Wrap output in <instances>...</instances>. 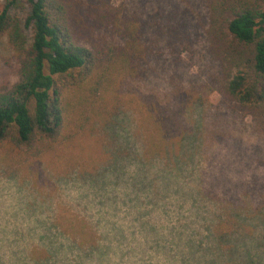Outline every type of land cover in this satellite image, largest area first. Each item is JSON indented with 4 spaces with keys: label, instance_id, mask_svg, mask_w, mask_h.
<instances>
[{
    "label": "trees",
    "instance_id": "16d2710c",
    "mask_svg": "<svg viewBox=\"0 0 264 264\" xmlns=\"http://www.w3.org/2000/svg\"><path fill=\"white\" fill-rule=\"evenodd\" d=\"M111 1L0 0V39H7L18 62L17 81L0 87V147L37 156L58 142L65 126V94L88 79L93 95L116 76L135 81L146 79L147 73L163 79L165 73L172 80L170 91L163 98L152 97L149 106L139 99L136 107H144L135 133L142 156L148 166L155 160L164 165L165 174L156 172L149 184L160 190L161 185L166 195L182 184L191 189L190 198L212 201L218 211L210 236L186 238L174 262L263 264L258 259L264 255V178H239L232 189L225 175L193 179L185 174L196 147L200 150L199 143L207 142L208 124L194 119L203 97L183 91L180 74L169 75L167 66H189L183 63L185 52L193 54L192 65L209 60L206 76L212 89L242 117L252 116L264 137V0H208L202 13L188 0H156L153 12L150 0H123L118 7ZM19 3L28 9L23 22L13 14ZM193 35L202 41L206 56L196 55ZM157 104L174 106L184 125ZM240 144L235 141L233 147ZM253 147L262 149L260 144ZM70 218L69 223L64 217L54 222L61 237H41L26 248L22 237H14L9 247L17 246L10 254L16 263L2 257L0 264H112L107 258L112 248L98 225L79 215ZM185 226L190 224L179 230ZM16 234L22 235L20 229Z\"/></svg>",
    "mask_w": 264,
    "mask_h": 264
},
{
    "label": "rangeland",
    "instance_id": "374dc122",
    "mask_svg": "<svg viewBox=\"0 0 264 264\" xmlns=\"http://www.w3.org/2000/svg\"><path fill=\"white\" fill-rule=\"evenodd\" d=\"M122 1L111 3L118 7ZM188 1L194 11L202 13L208 0ZM20 4L13 14L23 22L28 9ZM148 5L152 12L157 8L156 0H150ZM27 34L32 37L30 30ZM193 37L196 55L206 56L200 38ZM192 58V53L185 52L183 63L189 66L181 64L178 69L167 66L169 75L176 71L180 74L183 91L203 97V105L197 108L194 119L208 124L207 142L199 143L200 150L196 147L192 161L185 164V174L193 179L203 174L225 175L232 189L239 178L244 181L252 176L264 178L263 130L252 116L242 117L228 99L212 89L206 76L209 60L192 65ZM147 75L146 79L135 81L116 76L93 95L89 92L92 86L89 79L70 89L64 98L63 134L40 155L32 156L7 145L0 147L2 262L5 257L7 262L16 263L10 254L17 246L9 247L14 237H22L20 242L23 241L25 248L41 237H61L54 222L63 221L64 217L69 223L73 215L98 225L100 234L112 248L107 256L112 264H167L170 261L176 264L174 258L184 249L186 238L210 236V225L218 214L212 201L190 198L187 192L191 189L182 184L174 186L168 195L161 185L160 190L149 184L156 172L165 174L164 165L161 160H155L148 166L142 156L143 145L135 133L139 119L142 120L138 111L144 107H136L139 99L149 106L152 97L163 98L170 91L168 82L172 80L168 81L170 77L165 73L163 79ZM17 79L18 62L7 39L2 38L0 87ZM156 106L164 109V104ZM164 110L173 114L179 126L184 123L174 114V106ZM235 141L242 143L239 150L233 147ZM254 144H260L262 149H254ZM255 158L261 162L258 164ZM191 164H195L193 172L188 171ZM185 223L190 227L179 230ZM19 229L23 236L16 234ZM168 242L169 248H164ZM131 247L134 251L130 252ZM263 256L258 261L264 264Z\"/></svg>",
    "mask_w": 264,
    "mask_h": 264
}]
</instances>
